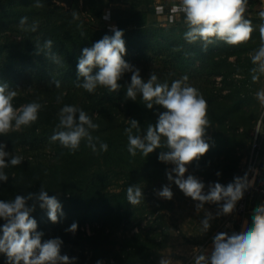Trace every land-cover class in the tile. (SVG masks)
Returning a JSON list of instances; mask_svg holds the SVG:
<instances>
[{
  "label": "trees",
  "instance_id": "obj_1",
  "mask_svg": "<svg viewBox=\"0 0 264 264\" xmlns=\"http://www.w3.org/2000/svg\"><path fill=\"white\" fill-rule=\"evenodd\" d=\"M79 1L73 0L71 7L66 8L55 0H41L44 6L37 8L35 0H0V32L16 27L21 36L20 41H0V85L6 83L10 89L17 90L20 80L29 72L40 87L19 93L13 105L19 108L32 101L43 105L38 120L30 127L0 136L7 147L36 149L34 157H39L23 156L24 161L19 166L5 169L9 179L0 181V200L37 193L43 185L50 196H57L64 215L54 224L48 219L47 210L37 205L31 215L37 221V231L43 233L42 242L60 238L63 241L61 247L71 244L82 249L90 248V259L82 263L81 260H86L82 255L76 264H96L97 261H102V264H137L145 262L150 255L147 238L136 233L127 238L122 250L111 251L107 247L109 235L112 229L130 221L133 205L127 201L128 186L159 184L167 179L168 168L158 159L159 153L166 149L158 148L147 157L139 152L135 157L131 156L127 151L124 129L130 126V119H135L143 133L147 125L156 123L158 115L165 109L159 105L148 109L139 94L136 101L125 98L131 72L124 74L119 81L121 88L116 92L98 87L94 93H88L76 87L77 64L82 49L91 47L104 35L111 36L110 23H114L117 29L123 30L126 50L135 53L136 60L149 62L159 58L169 65L170 75L194 73L209 80L220 77L221 86L208 87L204 94L211 125L206 130L205 140L210 148L199 160L193 161L198 172L220 178L232 171L233 166L227 162L234 160L235 151V145L226 142L224 137L227 125L237 121L233 106L227 99L234 96L246 98L251 93L249 88L255 85L251 80L253 65L249 53L260 44L258 26L264 21L259 14L264 9L258 6L257 0H248L245 16L254 28L248 42L230 46L216 41L203 50L202 42L189 44L184 39L186 26L183 15L175 23L165 24L158 19L156 5H170L166 0H84L83 16L79 14ZM114 4L125 5L126 8L115 13L110 8L105 9ZM74 11L77 13L75 18L72 16ZM106 14H110V20ZM25 16L29 24L33 21L38 23L35 33L21 30L19 20ZM47 39L53 41L52 51L61 60V65L53 70L60 87L55 86L56 91L46 90L48 96L43 97L45 90L40 88H44L43 81L49 79L43 69L50 59L44 53H36V43L42 45ZM175 76L174 80L178 79ZM54 78L47 81L50 82L47 88L55 84ZM141 78L145 80L144 76ZM169 82H172L171 78ZM57 96H62L59 103ZM65 104L83 109L94 123L99 124L93 135L107 143L106 152L95 154L82 141L74 154L60 144L55 145L51 155L54 162L40 157L39 149L51 141L58 124V112ZM234 126L237 130L239 122ZM261 150L264 151L263 148ZM239 161L237 157L236 162ZM31 203L29 201V206ZM73 222L78 224L77 231L66 232ZM94 223H99V227L93 233L82 231L85 225ZM3 224L0 219V226ZM0 264H6L2 253Z\"/></svg>",
  "mask_w": 264,
  "mask_h": 264
},
{
  "label": "clouds",
  "instance_id": "obj_2",
  "mask_svg": "<svg viewBox=\"0 0 264 264\" xmlns=\"http://www.w3.org/2000/svg\"><path fill=\"white\" fill-rule=\"evenodd\" d=\"M248 0H179L177 8L183 15L186 31L184 39L189 44L202 42L203 50L216 41H222L230 46H238L251 39L254 28L252 22L246 18ZM35 7H43L41 0H35ZM74 11L72 16L75 18ZM264 21V11L260 14ZM19 25L22 31L35 33L38 23H28V17H21ZM111 36L104 35L91 47L82 49L78 58L76 87L83 88L88 93H94L98 87L116 92L121 88L119 81L125 73L131 72L130 83L126 85V99L137 100L141 96L148 109L159 105L165 111L158 115L156 123L149 124L142 133L139 122L130 119V126L124 129L127 137V151L135 157L137 152L144 157L156 149H166L159 153L158 159L174 167L166 171L170 182L156 190L159 198L171 200L173 192L171 183L193 201H197V210L205 203L223 204L217 212L219 215L231 214L244 192L251 186L247 173L234 177L233 182L226 186L214 183L208 186L204 193L205 184L193 175H187V165L199 160L210 148L206 142V130L210 127L208 119V104L199 90L188 83V77L183 76L168 82H160L155 73H151L146 81L141 78L139 69L126 62V45L124 32L115 27L111 29ZM260 44L249 53L251 64V80L255 83L264 76V23L259 27ZM53 41L47 39L41 45L36 43V53H44L54 64L61 65L60 58L53 53ZM95 70V73H94ZM56 88L60 81L54 78ZM18 95L5 83L0 85V136H7L10 132L20 131L30 127L38 120L43 105L37 101L14 107L13 101ZM257 98L264 103V90L257 92ZM59 103L62 96L56 97ZM99 124L83 109L65 104L58 112V124L52 142L59 144L75 153L82 141L95 154L106 152L107 143L94 136ZM6 145L0 143V181L9 179L5 169L19 166L24 157L5 151ZM175 174V176L173 175ZM220 175V173H217ZM142 189L138 185L128 186L127 201L135 206L141 203ZM31 201V206H29ZM37 205L47 210L48 219L58 223L64 215L62 205L57 196H50L41 185L37 193L16 195L11 200H0V219L4 224L0 226V253L6 257V264H76V257L61 255L60 238H52L42 242L43 233L37 231V221L31 213ZM212 213H206L201 221L204 231L210 228ZM78 224L73 222L66 232L75 233ZM96 264H102L97 261ZM160 264H167L161 260ZM194 264H264V204L254 209L251 227L245 226L239 233L231 235L221 232L214 236L210 253H202L194 258Z\"/></svg>",
  "mask_w": 264,
  "mask_h": 264
},
{
  "label": "rangeland",
  "instance_id": "obj_3",
  "mask_svg": "<svg viewBox=\"0 0 264 264\" xmlns=\"http://www.w3.org/2000/svg\"><path fill=\"white\" fill-rule=\"evenodd\" d=\"M55 1L67 8L66 4L59 3L57 0ZM177 1L167 0L170 4ZM77 4L79 5V14L83 16L85 14L83 11L84 0H80ZM107 8H110L115 13L120 9H125L126 6L114 4L107 6L105 9ZM153 18L157 19L156 17ZM160 20L164 22V18ZM152 21L157 22L155 20ZM97 22L99 21L97 20ZM96 25L100 26L99 23H96ZM259 27L260 25L258 26V30ZM6 39L21 40V36L18 35L16 27L6 32H0V41ZM34 40L32 39V41ZM136 57L137 55L135 53L126 50V55L124 56L125 61L139 69L140 76H144L145 80H147L153 72L157 75L160 82H168L169 86L171 85L169 78L173 81V76L175 75H170L171 72L167 67L169 65L166 62H163L159 58H155L154 61L149 62L146 60L138 61ZM56 66V64L51 63V60L45 63L43 71L45 75H49V79L43 81L42 84L45 87L40 88L45 90L42 94L43 97L48 96L46 94V90L48 89L56 91L55 84L47 88L50 85V82L47 81L55 77L53 70H55ZM183 76H187L188 83L196 87L203 96L208 87L219 88L221 86L220 77L209 80L194 73L181 74L175 77L179 79ZM34 77L29 72L22 77L20 86L17 89L18 94L31 92L36 89L35 86H39L34 80ZM249 90L251 93L246 98L241 99L238 96H234L227 99V102L233 106L234 118L237 120L229 123L227 125L228 131L224 133L226 142L235 145L234 160L232 161L230 159L227 162V164L233 166L232 171L223 177L214 178V176L204 175L198 172L194 162L187 165L188 171L185 173V178L187 175L197 177L205 184V194H207L210 184L218 182L226 186L228 183L233 182L234 177H243L247 173L250 160L257 153L258 147L255 146L261 145V149H264V103L256 95L257 92L264 90V76H261ZM238 122L239 126L236 130L234 125ZM0 143L4 144L3 140H0ZM57 144L59 142L52 141L43 144L41 146L42 149H39L40 157L43 160L47 158L49 162H54L55 159L51 155L53 147ZM5 151L15 155L39 159V157H34L37 153L36 149L32 148L17 147L12 149L6 145ZM263 152L261 150L262 154ZM237 157L240 159L238 163L236 162ZM166 166L168 171L174 167L172 164H166ZM259 168L264 172V155ZM173 175L175 176L174 173ZM169 183L166 179L159 184L141 183L138 185L143 192L141 203L132 207L129 222H125L111 230L109 241L107 242L109 250H122V246L126 244L127 238H130L136 233H141L149 241L148 248L150 249V255L145 262L140 261L137 264H160L161 260L166 261L167 264H186L188 260L187 256L193 255L195 252H200L203 247L207 246L213 240L216 234L221 232L226 233L230 227L236 228L235 223L237 220L233 214L234 211L229 215H216L223 201L220 204L205 203L202 209L197 210L196 204L198 202L193 201L190 197H186L174 183L170 184L173 198L171 200L159 198L156 195V190H160L162 186ZM206 213H212L214 218L210 220V228L204 231L201 221L205 219ZM98 227L99 223L87 224L82 228V231L84 230V232L91 234ZM61 255H67L70 258H78L83 255L86 257V260H81V262L84 263L90 259L92 252L90 248L82 249L70 244L61 247Z\"/></svg>",
  "mask_w": 264,
  "mask_h": 264
},
{
  "label": "built area",
  "instance_id": "obj_4",
  "mask_svg": "<svg viewBox=\"0 0 264 264\" xmlns=\"http://www.w3.org/2000/svg\"><path fill=\"white\" fill-rule=\"evenodd\" d=\"M179 4V0L175 3H172L168 6L163 3H158L156 5V16L158 19L164 18L163 23H175L182 15L179 12L177 5ZM106 18L110 20V14H106ZM111 28L115 27L114 23H110ZM257 153L250 160L249 168L247 170V175L249 181H253L251 186L244 192L243 198L237 202L236 207L234 209V213L239 218H245L250 211L251 201L254 198L255 192L257 191L264 197V172H262L259 168L263 155L261 153V145H257ZM262 154V155H261ZM189 264H194V260H191Z\"/></svg>",
  "mask_w": 264,
  "mask_h": 264
},
{
  "label": "crops",
  "instance_id": "obj_5",
  "mask_svg": "<svg viewBox=\"0 0 264 264\" xmlns=\"http://www.w3.org/2000/svg\"><path fill=\"white\" fill-rule=\"evenodd\" d=\"M167 1V0H166ZM258 1V6L260 8L264 9V0H257ZM264 137V136H263ZM264 204V197L261 196V194H259L257 191L255 192L254 198L251 201V205H250V211L248 212L247 216L245 218H239L235 213V219L237 220L236 224V228H229L226 233L231 235L233 232H237L239 233L240 231L243 230V228L245 226L247 227H251V222H252V215L254 212V209L256 207H258L259 205ZM213 247V240L205 247L202 248V250L200 252H195L193 255H188V260L186 262V264H189L191 262V260H194V258L202 253H210Z\"/></svg>",
  "mask_w": 264,
  "mask_h": 264
},
{
  "label": "water",
  "instance_id": "obj_6",
  "mask_svg": "<svg viewBox=\"0 0 264 264\" xmlns=\"http://www.w3.org/2000/svg\"><path fill=\"white\" fill-rule=\"evenodd\" d=\"M59 3L66 4L67 7H71L73 0H57Z\"/></svg>",
  "mask_w": 264,
  "mask_h": 264
}]
</instances>
